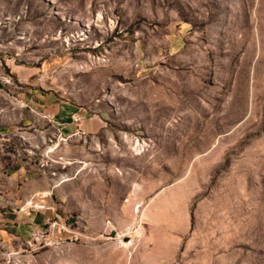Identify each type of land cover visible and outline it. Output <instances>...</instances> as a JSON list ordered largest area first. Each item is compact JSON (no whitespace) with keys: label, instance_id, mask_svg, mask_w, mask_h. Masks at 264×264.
I'll list each match as a JSON object with an SVG mask.
<instances>
[{"label":"rangeland","instance_id":"obj_1","mask_svg":"<svg viewBox=\"0 0 264 264\" xmlns=\"http://www.w3.org/2000/svg\"><path fill=\"white\" fill-rule=\"evenodd\" d=\"M0 62L99 123L24 126L0 92V157L57 223L0 264H264V0H0Z\"/></svg>","mask_w":264,"mask_h":264},{"label":"crops","instance_id":"obj_2","mask_svg":"<svg viewBox=\"0 0 264 264\" xmlns=\"http://www.w3.org/2000/svg\"><path fill=\"white\" fill-rule=\"evenodd\" d=\"M0 68L9 73L6 76L0 72V92L17 102L15 107L21 105L19 110L26 115L22 120L24 126L37 125L45 131L59 130L62 136L69 138L79 134L93 135L98 131L96 119L74 100L46 81L42 85L37 83L40 67L8 62ZM9 78L16 84L7 86ZM73 116L81 122L74 123ZM36 173L32 163L14 157H0V255L1 251L19 252L29 247L33 244V234L47 232L49 224L54 221L50 200L48 204L42 201L51 193V184ZM36 204H43L46 208L40 211L31 209Z\"/></svg>","mask_w":264,"mask_h":264},{"label":"built area","instance_id":"obj_3","mask_svg":"<svg viewBox=\"0 0 264 264\" xmlns=\"http://www.w3.org/2000/svg\"><path fill=\"white\" fill-rule=\"evenodd\" d=\"M2 65L3 64L0 62V66H2ZM45 81H46V78H41L39 76V80L37 81V83L42 85L45 83ZM72 118H73V122L76 124H79L81 122V119H75V116H73ZM57 133H60V135L62 134L59 130L57 131ZM45 208L46 207L43 204H36L35 206H31V209H34L36 211H40V210H43ZM56 225H57V223L55 222V225L49 226L48 230L55 228ZM128 232H129L128 234L123 236L122 240L129 239V241H124V242L127 243V245L131 246L132 243H134L135 236L140 234V229H137V228L136 229H130V231H128ZM45 234H49V233L36 231L33 234L32 241H31V242H33V246H35L36 243L40 242ZM3 253H4V251H1V255H4Z\"/></svg>","mask_w":264,"mask_h":264},{"label":"bare ground","instance_id":"obj_4","mask_svg":"<svg viewBox=\"0 0 264 264\" xmlns=\"http://www.w3.org/2000/svg\"><path fill=\"white\" fill-rule=\"evenodd\" d=\"M75 119H78V118H75Z\"/></svg>","mask_w":264,"mask_h":264}]
</instances>
